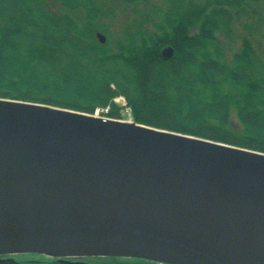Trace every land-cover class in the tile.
<instances>
[{
	"label": "water",
	"instance_id": "obj_1",
	"mask_svg": "<svg viewBox=\"0 0 264 264\" xmlns=\"http://www.w3.org/2000/svg\"><path fill=\"white\" fill-rule=\"evenodd\" d=\"M15 254L264 264V152L0 97V256Z\"/></svg>",
	"mask_w": 264,
	"mask_h": 264
},
{
	"label": "trees",
	"instance_id": "obj_2",
	"mask_svg": "<svg viewBox=\"0 0 264 264\" xmlns=\"http://www.w3.org/2000/svg\"><path fill=\"white\" fill-rule=\"evenodd\" d=\"M54 1L0 0V97L90 114L111 106L119 118L113 99L123 95L137 123L264 152V36L257 46L244 36L231 60L218 36L258 0H166L105 43L97 0ZM24 259L0 264H35Z\"/></svg>",
	"mask_w": 264,
	"mask_h": 264
},
{
	"label": "rangeland",
	"instance_id": "obj_3",
	"mask_svg": "<svg viewBox=\"0 0 264 264\" xmlns=\"http://www.w3.org/2000/svg\"><path fill=\"white\" fill-rule=\"evenodd\" d=\"M97 1L99 2V5H101L99 7H101L100 9L102 12V18H100L98 21L103 28L102 30H105V32H98L102 33L105 36V42L108 35L116 37L125 33L126 30H135V26L139 27L138 24L139 21H141L140 17H142L143 12L147 11L151 13L153 11V6L164 9L168 5L166 0H147V3H144V1H140L132 4L127 3L124 0ZM190 1L194 3H201L204 0ZM52 3H55V1L52 0ZM52 7H54L53 4ZM151 23L152 22H142L141 26H143L144 30H150L152 28ZM98 32H96V35ZM218 36L221 40L223 53L227 60H231L234 53L241 49V43L244 36H249L252 39L254 45L257 46L258 43L263 40L264 36V0H258L255 3H251L250 7L243 9V11L240 10L239 16L230 25L229 33L220 32ZM167 46L171 45H166L163 47V49ZM12 55L15 54L12 52V54L8 55V59L11 62L14 61V64L12 65L14 66L13 68L16 70H21L22 65L20 61H18L16 57L14 58V56ZM24 74L26 75L27 71L24 72ZM60 82L61 86L65 83L62 82V80ZM75 87H73V90ZM90 87V91L92 93L93 89H95L96 87L92 84L90 85ZM151 87L155 89L154 86ZM68 91L70 94L74 93L71 88H69ZM117 97H121L122 99L124 98L127 101L126 97L123 95L116 96L115 98ZM115 98L113 100H115ZM122 99L121 102H123ZM116 104L119 107V113H121L119 105L121 103ZM121 116L122 115L120 114V117Z\"/></svg>",
	"mask_w": 264,
	"mask_h": 264
},
{
	"label": "flooded vegetation",
	"instance_id": "obj_4",
	"mask_svg": "<svg viewBox=\"0 0 264 264\" xmlns=\"http://www.w3.org/2000/svg\"><path fill=\"white\" fill-rule=\"evenodd\" d=\"M26 257L29 262L35 264H74V262H87L91 264H167L151 260L138 259V258H129V257H111V256H96V257H65V258H53L49 257L42 259L44 255L38 254H15L9 256H0V259H9L13 257ZM27 257H29L27 259ZM62 260L69 261L63 262ZM37 262V263H36Z\"/></svg>",
	"mask_w": 264,
	"mask_h": 264
},
{
	"label": "built area",
	"instance_id": "obj_5",
	"mask_svg": "<svg viewBox=\"0 0 264 264\" xmlns=\"http://www.w3.org/2000/svg\"><path fill=\"white\" fill-rule=\"evenodd\" d=\"M121 99H122L121 97H117L114 100L118 104L121 103V104H119L120 110H121L120 114L122 115L120 119L132 122L134 120L133 110L124 98L122 99L123 102H121ZM109 112H110V106L98 108L96 110V114L103 115V116L108 115Z\"/></svg>",
	"mask_w": 264,
	"mask_h": 264
}]
</instances>
